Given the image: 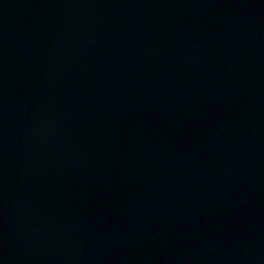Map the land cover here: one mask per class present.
<instances>
[{"label": "water", "instance_id": "obj_1", "mask_svg": "<svg viewBox=\"0 0 264 264\" xmlns=\"http://www.w3.org/2000/svg\"><path fill=\"white\" fill-rule=\"evenodd\" d=\"M0 264H264V0H0Z\"/></svg>", "mask_w": 264, "mask_h": 264}]
</instances>
